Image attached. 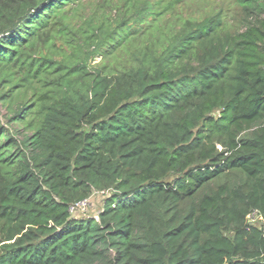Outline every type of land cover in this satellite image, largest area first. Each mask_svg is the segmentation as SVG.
<instances>
[{
	"label": "trees",
	"instance_id": "trees-1",
	"mask_svg": "<svg viewBox=\"0 0 264 264\" xmlns=\"http://www.w3.org/2000/svg\"><path fill=\"white\" fill-rule=\"evenodd\" d=\"M0 264H264V0H0Z\"/></svg>",
	"mask_w": 264,
	"mask_h": 264
},
{
	"label": "rangeland",
	"instance_id": "rangeland-1",
	"mask_svg": "<svg viewBox=\"0 0 264 264\" xmlns=\"http://www.w3.org/2000/svg\"><path fill=\"white\" fill-rule=\"evenodd\" d=\"M221 0H211L212 6L217 5ZM3 113V111H2ZM109 196L108 193L101 194L95 193L93 194L88 200L87 203L84 205L85 207L80 206L77 208V212L75 213V217L78 219L83 218H96L97 212L103 207L105 199ZM262 221L263 219H258Z\"/></svg>",
	"mask_w": 264,
	"mask_h": 264
},
{
	"label": "built area",
	"instance_id": "built-area-1",
	"mask_svg": "<svg viewBox=\"0 0 264 264\" xmlns=\"http://www.w3.org/2000/svg\"><path fill=\"white\" fill-rule=\"evenodd\" d=\"M86 203H87V200L82 202V203H80V204H78L77 207L78 208H80V206L85 207L84 205ZM247 218L252 220V221H256V220L260 219L261 217L258 216V214L254 211V212L250 213ZM258 221H260V220H258Z\"/></svg>",
	"mask_w": 264,
	"mask_h": 264
}]
</instances>
